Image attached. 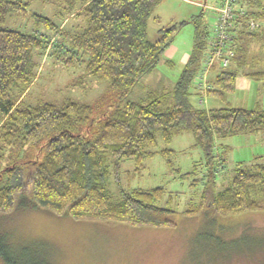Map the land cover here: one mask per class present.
Segmentation results:
<instances>
[{"label": "trees", "instance_id": "1", "mask_svg": "<svg viewBox=\"0 0 264 264\" xmlns=\"http://www.w3.org/2000/svg\"><path fill=\"white\" fill-rule=\"evenodd\" d=\"M29 1L0 0V24L9 16L26 15ZM158 1L77 0V7L72 3L67 6L66 16L83 19V28H63L36 14L32 19L39 31L0 28V219L15 212L40 210L77 222L174 228L171 217L175 211L156 205L165 195L164 188L133 189L114 197L108 188L109 165L115 175L124 161L140 171L148 158L174 153L153 150L158 139L168 143L182 132L193 135L209 165L219 140L264 132L262 108L206 109L196 102L204 93L224 101L236 91L239 75L264 81V69L254 70L253 62L256 51L264 48L262 26L249 29L250 20H264V0H237L245 15L235 19L232 30L234 56L226 68L214 64L209 88L200 91L194 83L207 49L208 25L195 17L160 28L158 39L150 41L148 19ZM190 22L195 28L193 46L171 88L148 91L138 100L126 99L103 114L96 112L98 117L92 106L72 100L61 105L28 106L24 102L37 77L35 54L48 51L63 68L81 66L85 76L108 82L122 100L156 69L179 29ZM248 63L250 70L244 71ZM263 157L254 158L255 163L249 166H237L221 191H216L215 175L210 171L198 203L184 215L202 213L212 220L261 210L264 162L258 160ZM0 264L49 263L26 247L15 250L0 231Z\"/></svg>", "mask_w": 264, "mask_h": 264}, {"label": "rangeland", "instance_id": "2", "mask_svg": "<svg viewBox=\"0 0 264 264\" xmlns=\"http://www.w3.org/2000/svg\"><path fill=\"white\" fill-rule=\"evenodd\" d=\"M218 1L159 0L148 19L149 40L158 39L160 28L195 17L200 18V23L206 21L209 39L215 23L212 8ZM70 3L73 7L78 6L77 0H30L26 15L9 16L0 28L29 33L39 31L41 28H37L32 19L34 14L45 16L63 28H83V19L66 16L65 9ZM194 31L193 22L183 25L170 46L174 55L171 64L165 63L168 58L164 53L156 69L144 76L122 100L119 93L109 88L108 82L85 76L83 67L65 69L56 61V56L49 55V51L43 55L37 52V77L26 92L24 102L28 106L41 103L61 105L72 100L92 106L94 116L98 117V113L103 114L116 104L122 105L126 99L138 100L148 91L171 88L183 68L178 59L192 49ZM253 62L256 63L254 70L264 69L263 47L256 51ZM248 69L249 63L243 70ZM198 76H204L208 82L214 78L215 72L205 73L200 69L194 83L200 91L196 84ZM241 78L239 75L237 81L240 82ZM238 84L236 91L224 101L206 97L204 93L196 102L202 103L206 109L227 106L264 109V81L250 80L243 90ZM153 150H172L174 153L167 157L156 154L148 158L140 171H135L132 162L124 161L115 175L109 165L108 188L114 197L133 189L164 188L165 195L156 205L175 211L171 217L176 224L174 228L77 222L45 211L25 210L0 219V231L5 233L15 250L26 247L29 253L44 258L49 264H264V207L253 212L217 216L212 220L202 213L184 215V211L198 203L210 171L215 175L216 191H221L228 186L237 166H249L255 163L254 158L264 155V132L219 140L209 165L190 132L179 133L168 143L158 139ZM258 161L264 162V157Z\"/></svg>", "mask_w": 264, "mask_h": 264}, {"label": "built area", "instance_id": "3", "mask_svg": "<svg viewBox=\"0 0 264 264\" xmlns=\"http://www.w3.org/2000/svg\"><path fill=\"white\" fill-rule=\"evenodd\" d=\"M215 12V23L213 26V35L208 39L207 49L202 58L203 72H208L214 66L215 62L222 68L229 66L234 56L231 48L233 41L232 30L234 29L235 19L245 15V11L237 6V0H219L216 7L212 8ZM258 24L250 20L249 29L254 30ZM198 88H209L205 78L198 76L196 82Z\"/></svg>", "mask_w": 264, "mask_h": 264}, {"label": "crops", "instance_id": "4", "mask_svg": "<svg viewBox=\"0 0 264 264\" xmlns=\"http://www.w3.org/2000/svg\"><path fill=\"white\" fill-rule=\"evenodd\" d=\"M218 1V0H217ZM219 2V1H218ZM217 3V2H216ZM258 25H261L262 27H261V29H262V34L264 35V20L262 19L261 21H255ZM167 50H170L169 52L167 51ZM166 51H165V53H166V55H167V58L168 59H166L165 60V63H166V61H168L170 64H171V62H172V56H174L173 55V53H172V51L173 50H171V47H169L168 49H167ZM168 52V53H167ZM189 54H190V52L188 53H183L182 55H181V57L178 59L179 61H180V63L182 64V65H184L185 63H186V61H187V59H188V57H189ZM170 58V59H169ZM167 64V63H166ZM211 74H212V72H211ZM249 81H250V79H248V78H246V77H244V76H242V78L240 79V82H239V80L237 81V84L239 85V89H244L248 84H249Z\"/></svg>", "mask_w": 264, "mask_h": 264}]
</instances>
